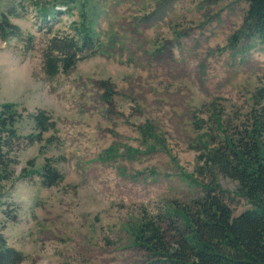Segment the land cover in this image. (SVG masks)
<instances>
[{"label":"rangeland","instance_id":"rangeland-1","mask_svg":"<svg viewBox=\"0 0 264 264\" xmlns=\"http://www.w3.org/2000/svg\"><path fill=\"white\" fill-rule=\"evenodd\" d=\"M36 1L47 0H0V13L22 33L0 40V105L14 104L19 114L0 191V238L20 264H163L133 245L141 216H158L166 229L174 208L200 196L199 142L206 133L221 138L211 113L235 125L264 91V43L242 35L247 5L81 0L96 53L50 80L41 51L51 35L36 19ZM78 14L61 15L51 34L68 32ZM14 78L24 84L16 92ZM38 110L55 130L31 144ZM44 164L60 174L55 186L41 184ZM217 182L234 215L249 208L232 196L235 183Z\"/></svg>","mask_w":264,"mask_h":264},{"label":"trees","instance_id":"trees-1","mask_svg":"<svg viewBox=\"0 0 264 264\" xmlns=\"http://www.w3.org/2000/svg\"><path fill=\"white\" fill-rule=\"evenodd\" d=\"M242 1L247 5L242 35L256 37L264 43V0ZM31 7L36 19L48 27L51 35L41 51L42 71L47 79L67 74L77 62L95 55L97 42L81 0L36 1ZM61 7L64 12L57 9ZM74 9L79 10V22L71 23L68 32L57 31L52 35L51 25ZM21 37V30L0 13V40ZM28 41L31 42L30 37ZM110 101L111 94L107 92L105 102ZM252 101L245 119L235 125H224L219 114L211 113L221 138L206 133L199 142L197 179L201 181L194 180V183L201 191L200 196H196L187 208H174L173 217L167 215L166 220L171 224L166 229L161 227L158 216H141L133 245L153 261L163 264H264V91L258 90ZM18 117L14 104L0 105V191L2 183L10 179V143L16 139L14 125ZM30 118L37 131L29 140L31 144L55 130L54 122L42 110ZM148 132L149 128L144 126L142 134L148 136ZM212 140L215 141L213 145ZM105 153L110 157L114 149L110 147ZM218 176L236 184L232 196L243 200L248 209L234 215L217 182ZM39 177L45 187L55 186L61 179L49 164L42 166ZM178 219L182 223L177 227ZM22 260L21 254L7 248L0 238V264H20Z\"/></svg>","mask_w":264,"mask_h":264},{"label":"clouds","instance_id":"clouds-1","mask_svg":"<svg viewBox=\"0 0 264 264\" xmlns=\"http://www.w3.org/2000/svg\"><path fill=\"white\" fill-rule=\"evenodd\" d=\"M12 55H14V50H9V52L6 54V59H7L8 56H12ZM23 87H24L23 82H21L19 80V78H14L13 82H12V84L10 86V90L13 91V92H16V91L20 90Z\"/></svg>","mask_w":264,"mask_h":264}]
</instances>
